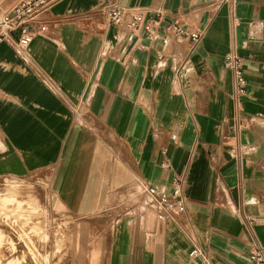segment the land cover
<instances>
[{
  "label": "crops",
  "instance_id": "obj_1",
  "mask_svg": "<svg viewBox=\"0 0 264 264\" xmlns=\"http://www.w3.org/2000/svg\"><path fill=\"white\" fill-rule=\"evenodd\" d=\"M18 1L0 0V17ZM109 2L164 17L131 36ZM172 20L201 41L165 45ZM41 21L25 50L0 40V179L39 173L54 205L106 213V264H204L195 246L211 264H250L253 240L264 246V0H59ZM181 175L187 209L161 219L144 187L170 192Z\"/></svg>",
  "mask_w": 264,
  "mask_h": 264
},
{
  "label": "rangeland",
  "instance_id": "obj_2",
  "mask_svg": "<svg viewBox=\"0 0 264 264\" xmlns=\"http://www.w3.org/2000/svg\"><path fill=\"white\" fill-rule=\"evenodd\" d=\"M43 178L0 179V264H106L105 252L95 251L108 240L106 213L73 216L52 203Z\"/></svg>",
  "mask_w": 264,
  "mask_h": 264
},
{
  "label": "built area",
  "instance_id": "obj_3",
  "mask_svg": "<svg viewBox=\"0 0 264 264\" xmlns=\"http://www.w3.org/2000/svg\"><path fill=\"white\" fill-rule=\"evenodd\" d=\"M59 0H20L9 11L0 17V40H5L12 46L26 49L31 41L47 29V25L41 21V16L53 4ZM231 4L234 8L237 0H222ZM109 22L122 29H126L131 36L140 30L153 35L158 23L163 19V12L157 10L156 15L147 18L143 10L137 6H122L115 2H109L101 7ZM166 28L169 34L164 36L163 43H171V35L176 38L191 40L194 48L203 37V30L192 28L183 24L180 20L167 22ZM18 34V37L14 35ZM162 57V55L160 56ZM225 64L232 70L235 80L234 100L237 108L242 106V97L246 95L247 79L243 71V60L240 55L231 51L225 57ZM185 176L174 179L172 190L161 194L154 193L150 188L144 187L149 205L158 210L159 218L165 219L171 214L183 213L187 209L185 195ZM190 255L200 258L204 264H211V260L204 248L195 246ZM250 264H264V246L256 239L250 252Z\"/></svg>",
  "mask_w": 264,
  "mask_h": 264
},
{
  "label": "bare ground",
  "instance_id": "obj_4",
  "mask_svg": "<svg viewBox=\"0 0 264 264\" xmlns=\"http://www.w3.org/2000/svg\"><path fill=\"white\" fill-rule=\"evenodd\" d=\"M5 206V205H4Z\"/></svg>",
  "mask_w": 264,
  "mask_h": 264
}]
</instances>
